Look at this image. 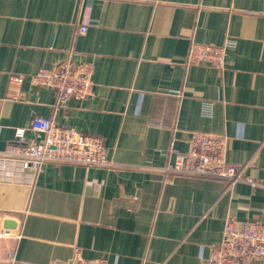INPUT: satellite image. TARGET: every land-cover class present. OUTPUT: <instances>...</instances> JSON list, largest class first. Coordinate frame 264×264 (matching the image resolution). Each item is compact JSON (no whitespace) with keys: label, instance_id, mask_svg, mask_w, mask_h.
<instances>
[{"label":"crops","instance_id":"0c3cea01","mask_svg":"<svg viewBox=\"0 0 264 264\" xmlns=\"http://www.w3.org/2000/svg\"><path fill=\"white\" fill-rule=\"evenodd\" d=\"M226 41L222 70L184 65L192 42ZM67 59L93 63L94 95L60 108L30 76ZM35 116L101 138L112 165L0 179V225L19 235L0 241L1 259L13 250L15 264L66 262L78 247L109 264H204L225 217L264 225V188L163 169L171 143L185 152L203 132L264 183V0H0V151L17 130L41 142L28 128Z\"/></svg>","mask_w":264,"mask_h":264},{"label":"built area","instance_id":"2783aa9c","mask_svg":"<svg viewBox=\"0 0 264 264\" xmlns=\"http://www.w3.org/2000/svg\"><path fill=\"white\" fill-rule=\"evenodd\" d=\"M87 28L80 26L74 37L84 34ZM233 45L226 41L223 45H206L192 42L186 54L184 65L207 64L214 69L224 68L227 49ZM93 63H74L67 59L56 68H40L30 76V83L39 88H47L55 94V106L64 107L70 100L82 101L94 95L92 75ZM22 76L12 78L8 86V95L17 97V87ZM202 113L210 114V105L203 104ZM28 128L41 136V142L23 141V130H17L15 138L0 151V179L27 182L30 171L40 169L46 164H69L83 167H107L112 165L108 158V149L101 138L84 135L71 127H61L51 117H33ZM174 155L172 164L163 171L170 175L222 180L226 185L246 183L252 188H264V183L249 177L245 165H231L226 161L225 139L203 132H191L185 152L169 146ZM15 231L6 230L0 225V241L5 238H18ZM254 259H264V225L257 222H245L238 225L232 216L223 222L220 241L210 251L204 264H249ZM15 264L13 250L1 259ZM49 264H109L103 258L84 259L78 247H74L70 259L66 262L53 260Z\"/></svg>","mask_w":264,"mask_h":264}]
</instances>
